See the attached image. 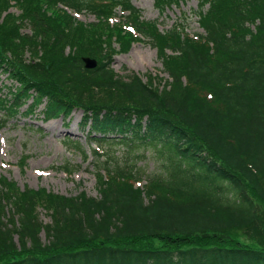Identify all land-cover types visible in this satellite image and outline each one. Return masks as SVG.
Listing matches in <instances>:
<instances>
[{
  "label": "trees",
  "instance_id": "trees-1",
  "mask_svg": "<svg viewBox=\"0 0 264 264\" xmlns=\"http://www.w3.org/2000/svg\"><path fill=\"white\" fill-rule=\"evenodd\" d=\"M204 1L196 10L201 32L152 31L134 12L135 30L155 45L167 73L163 89L133 73L115 76L106 64L80 65L94 80L71 86L75 98L60 95L47 82L61 81L85 55L67 61L64 28L57 24L62 38L32 0L20 23L29 21L36 36L0 24V71L20 90L38 91L33 101L44 102L45 119L79 109L86 142L99 153L109 156L105 148L117 144L129 153L150 148L168 165L165 177L140 186L133 164L98 162L96 196L19 189L0 178V264H264V0H207L203 9ZM38 48L37 59L24 57ZM105 52L108 62L114 51ZM109 133L123 136L113 143Z\"/></svg>",
  "mask_w": 264,
  "mask_h": 264
},
{
  "label": "rangeland",
  "instance_id": "rangeland-1",
  "mask_svg": "<svg viewBox=\"0 0 264 264\" xmlns=\"http://www.w3.org/2000/svg\"><path fill=\"white\" fill-rule=\"evenodd\" d=\"M2 1L0 0V3ZM6 1L8 5L0 7V24L7 19L22 36H36L35 32H31L29 28V21L20 23L23 21L20 20L22 5L28 0ZM32 1L39 2L36 10L46 14V19L52 24L55 33H59L62 38L64 33L62 28H64L65 38L68 40L64 43L63 52L68 58L67 61L83 53L85 55H82L80 60L83 56H88L96 63L95 66L106 64L102 67L112 69L115 76L122 75L127 80V76L133 73L144 83L157 85L160 89L166 87L164 79L168 76L162 71L159 52L155 45L149 43L144 33L142 37L132 33L130 23L133 21L130 18H136V14L137 20L144 21L148 25L151 22L152 31L156 28L170 30L172 26L179 28L187 26L191 32L202 31L195 16L202 0H171L164 5H157L156 0H125V3L123 0ZM204 2L203 9L207 7V0ZM124 8H128L131 14L129 15V11ZM64 22H68L69 25L65 26ZM56 27L60 29L56 30ZM107 32H110L109 35L112 32L116 33L108 37ZM52 41L53 45H63L62 41L56 43L55 37ZM101 44L105 49L111 47L114 51L108 62L105 49L101 50ZM28 47L30 45L26 48ZM166 51L170 53V50ZM33 54L32 56V52L26 49L24 57L28 60L37 59L43 53L38 48V52L33 51ZM80 65L84 68L82 61L69 64L61 71L59 76L61 81L53 83L50 80L47 84L56 93L75 98L71 86L80 88L81 86L76 84L78 80H94L93 76L84 78L88 73L81 71ZM15 66L17 70H21L16 64ZM61 68L62 66L59 69ZM6 75L5 72H0V178L5 177L19 189L41 188L61 195H76L85 191L88 195L96 196L99 187L96 180L97 163L104 162L106 159H110L109 164L116 161L121 164L123 161L124 166L134 165L139 173L141 172L137 175L140 177L136 185L143 186L148 183V179L165 177L168 165L162 153L150 148L129 153L118 144L112 147L105 144L107 148L106 146L104 148L109 156L99 153L103 149L96 148L94 144L88 146L86 142L87 126L80 125L81 110L73 109L72 113L65 118L54 117L44 120L40 112L43 109V103L35 108L31 97V94L34 95L38 91L35 88V91L20 90V84ZM66 78L72 80H66ZM83 89L86 87L82 86ZM93 89L95 88L92 86L91 90ZM26 92L28 95L25 96ZM102 94L105 95L104 92ZM22 98L25 99L21 101L24 105L15 108L18 100ZM31 108L32 111H30ZM122 136L113 133L107 135L108 138H117L109 140L113 143ZM96 149L97 153L93 151ZM64 166H67V169ZM39 210H41L40 218L43 222H48L49 217L46 211L40 208ZM259 212L263 213L264 210L260 208ZM261 236L264 237V234ZM41 237L44 239L43 233ZM261 241L264 240L261 239ZM152 242L159 245L157 240Z\"/></svg>",
  "mask_w": 264,
  "mask_h": 264
},
{
  "label": "water",
  "instance_id": "water-1",
  "mask_svg": "<svg viewBox=\"0 0 264 264\" xmlns=\"http://www.w3.org/2000/svg\"><path fill=\"white\" fill-rule=\"evenodd\" d=\"M85 62H86V67H92L93 65H95V63L88 58H84Z\"/></svg>",
  "mask_w": 264,
  "mask_h": 264
}]
</instances>
